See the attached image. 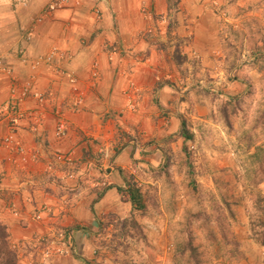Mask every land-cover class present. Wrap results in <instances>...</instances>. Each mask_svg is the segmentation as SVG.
Instances as JSON below:
<instances>
[{"label":"crops","instance_id":"crops-1","mask_svg":"<svg viewBox=\"0 0 264 264\" xmlns=\"http://www.w3.org/2000/svg\"><path fill=\"white\" fill-rule=\"evenodd\" d=\"M50 1L0 0V56L7 66V71H0V106L10 98L15 84L20 88L27 80L45 97L42 103L26 98L21 104L25 115L15 126L0 120V220L11 244L26 247L25 252L30 247V253L43 230L57 228L72 235L78 250L80 241L99 228L103 214L121 215L116 202L121 186L128 182L124 176L132 167L130 160L143 158L138 164L148 166V142L153 143L154 136H168L172 125L165 124L182 116V100L176 97L193 83L186 82L176 94L178 81L184 77L180 74L186 67L211 66L226 50L213 12V4L219 0H69L40 22H33ZM166 20L178 24L169 35ZM149 26L153 34L146 32ZM190 30L193 36L185 46L184 31ZM26 31H30L29 39L24 36ZM171 41L177 44L170 46ZM175 46L181 55L186 54L185 60L172 61ZM52 48L57 53L50 63L31 66L33 58ZM190 49L196 51V57L188 53ZM22 55L28 57L26 62ZM94 69L96 77L92 76ZM69 72L77 79L79 91L72 90ZM128 89L130 93H126ZM78 92L82 93L79 104L73 99ZM131 99L134 110L127 107ZM33 114L42 117L36 132L31 129ZM60 118L66 121V128L58 135ZM10 131L23 151L10 152L1 146V137ZM99 148L111 156L103 159L109 167L108 186H100L104 173L99 168L80 180L77 174L66 176L70 167L82 172L86 158L97 156ZM142 149L146 156L139 153ZM154 149L152 157L159 150ZM33 150H38L36 159L30 158ZM56 152H70L73 166L52 163ZM50 163L53 169L48 168ZM21 182L25 187L19 186ZM64 200L70 206L60 225L56 217L42 222L32 219L41 204L60 213ZM57 259L68 261V257ZM77 263L87 261L81 256Z\"/></svg>","mask_w":264,"mask_h":264},{"label":"rangeland","instance_id":"rangeland-1","mask_svg":"<svg viewBox=\"0 0 264 264\" xmlns=\"http://www.w3.org/2000/svg\"><path fill=\"white\" fill-rule=\"evenodd\" d=\"M213 5L226 45L224 56L215 57L205 69L186 67L181 72L187 78L178 81L176 94L186 82L193 83L176 97L182 100L181 118L165 124L172 125L168 136L148 142V166L138 164L146 156L142 149V160H130L132 167L124 176L139 188L145 208H132L125 182L116 202L121 215L103 214L99 228L80 241L78 250L72 235L57 228L43 230L32 253L30 247L25 252L26 247L14 243L17 264H79L81 256L88 264H195L187 252H176L177 242L186 238H192L200 264H263V247L252 235L250 215L256 218L253 200L257 193L264 194V180L251 184L256 162L250 154L258 145L264 148V0H219ZM166 26L169 35L178 24L169 21ZM146 32L153 34V27ZM184 33L186 46L193 34ZM176 52L172 61L187 58L177 46L172 55ZM189 52L197 56L194 49ZM127 107L134 110L136 105ZM155 147L159 150L152 157ZM108 158L110 153L99 148L97 156L86 158L82 172L66 166V176L77 174L80 180L99 168L104 173L100 186L106 187L109 167L103 159ZM52 163L48 168L53 169ZM69 206L64 200L55 214L53 207L41 204L31 217L38 222L56 217L60 225ZM36 212L40 217H34ZM59 256L68 261L60 263Z\"/></svg>","mask_w":264,"mask_h":264},{"label":"built area","instance_id":"built-area-1","mask_svg":"<svg viewBox=\"0 0 264 264\" xmlns=\"http://www.w3.org/2000/svg\"><path fill=\"white\" fill-rule=\"evenodd\" d=\"M69 0H51L47 6L41 11L40 14H38L34 19L33 22H40L44 17L49 16L52 11L62 7L63 5H65L66 3H68ZM24 36L26 39L30 38V31H26L24 32ZM57 53V49L56 48H52L49 52H47L44 55H40L37 56L35 58H33L32 62H31V66L33 68H36L39 64L41 63H50L55 54ZM21 60L22 62H26L28 60L27 56L22 55L21 56ZM96 66V64H94ZM0 71H7V66L5 65L3 58L0 56ZM92 76L96 77L97 76V71L96 69H94L92 71ZM69 80L71 82V88L72 90L79 91L78 89V85H77V79L72 76V74L69 72ZM18 85L15 84L14 87H12L11 89V95L10 98L4 103L2 104V106H0V120H6L11 126H15L18 122V120H20L24 115L25 112L22 110L21 108V104L23 103V101L26 98H33L35 100H37V102L42 103L45 99L44 95L39 92L36 91L34 89H32V81L31 80H27L25 82L22 83L20 88H17ZM130 88L132 89L133 94H135L137 92V90L135 89V85L133 82H130ZM126 93H130L129 89L128 91H126ZM130 97L131 95L128 94ZM73 99L75 100V102L77 104L81 103L82 100V93L78 92L76 94L75 97H73ZM130 107H134L133 103H132V99L131 102L129 103ZM32 125H31V129L32 131L36 132L42 122V117L39 114H33V120H32ZM66 128V121L63 120L62 118H60L57 121L56 124V134L61 135L64 133ZM1 146H3V148H5L7 151L10 152H21L23 151L22 147L17 143V141L15 140V135L14 132L10 131L8 133H6L5 135H3L1 137ZM41 150L44 149V145L40 146ZM38 156V150H33L30 153V158L31 159H36ZM53 163H57V164H67V165H73V159L71 158V153H53ZM7 159H10V157H7ZM3 177V167H2V163L0 160V182L1 179ZM14 213L16 214V212L14 211ZM40 213V211H39ZM38 212H36V214L34 215L35 218L40 217V214Z\"/></svg>","mask_w":264,"mask_h":264},{"label":"trees","instance_id":"trees-1","mask_svg":"<svg viewBox=\"0 0 264 264\" xmlns=\"http://www.w3.org/2000/svg\"><path fill=\"white\" fill-rule=\"evenodd\" d=\"M177 52L173 55L176 57ZM226 113V110L223 109ZM183 134V124H182ZM190 137L189 134H185V138ZM254 159L255 166L251 170L253 174V180L251 178V184L257 185L264 180V148L261 145L256 146L255 151L250 154ZM250 173V175H251ZM127 187L125 189L128 200L131 203L133 209L143 210L145 208V202L143 201L142 194L138 187L126 182ZM253 208L257 212L256 218L252 219L250 215L251 232L255 241L263 247L264 252V194L257 193L253 200ZM176 252L181 255L188 253V259L193 260L195 264H200L198 258V252L196 247L192 243V238H186L182 242L178 241L176 245ZM0 264H17V251L9 240V234L6 225L0 220ZM264 264V258H263Z\"/></svg>","mask_w":264,"mask_h":264}]
</instances>
